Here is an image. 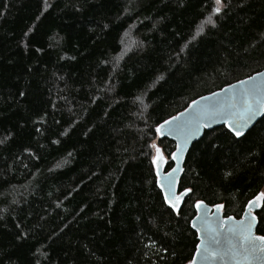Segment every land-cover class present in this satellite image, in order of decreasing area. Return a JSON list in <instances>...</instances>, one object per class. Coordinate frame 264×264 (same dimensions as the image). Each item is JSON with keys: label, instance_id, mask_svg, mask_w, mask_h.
Segmentation results:
<instances>
[{"label": "trees", "instance_id": "obj_1", "mask_svg": "<svg viewBox=\"0 0 264 264\" xmlns=\"http://www.w3.org/2000/svg\"><path fill=\"white\" fill-rule=\"evenodd\" d=\"M216 6L0 0V264H187L197 201L239 218L264 191V114L191 145L179 214L157 184L152 143L164 171L175 149L157 126L264 69V0Z\"/></svg>", "mask_w": 264, "mask_h": 264}, {"label": "water", "instance_id": "obj_2", "mask_svg": "<svg viewBox=\"0 0 264 264\" xmlns=\"http://www.w3.org/2000/svg\"><path fill=\"white\" fill-rule=\"evenodd\" d=\"M250 77L251 79H249ZM241 81H244V84H241ZM254 85L260 89L261 95L264 96V69L192 100L183 110L166 119L165 121H169L168 124H164V121L159 124L164 125L162 129L163 134L157 135L172 140L175 143V149L172 154L177 153L176 159H173L171 154L170 158L173 165L168 171H164V163L160 165L159 169L155 165L157 179H159L158 186L161 189L164 199L166 196L169 199L174 196H179L181 197L179 202L180 207L186 194L181 195L184 192H179L178 183L182 175L185 157L191 145L203 135L205 130L225 126L226 116L230 111L229 102L232 97L242 89L251 88ZM193 101L196 103H193ZM210 107H215L217 111L215 113L205 112ZM254 108L255 115L249 122V127H252L264 114V110H261L260 105L255 104V102ZM197 112L202 113L201 119L203 123L200 125H197L192 120L193 115ZM172 117H176V119L172 120ZM204 124L207 126H204ZM174 169L175 171H173ZM216 205L212 206L203 202L199 209L195 207V214L190 221L192 229L197 234V244H201L200 253L198 254L195 250L193 255L196 257V264H264V255L259 256V258L245 259L244 249L240 247V238L226 231L228 227L234 224L252 221V217L255 216L256 219L253 221L252 234L254 236L261 235L256 231L257 217L255 211L257 206H249L247 203L241 217L236 218L233 216H224L222 210L217 212ZM227 217H232V220H228ZM221 224L224 227H221ZM213 237L222 242L219 246V255L206 253L204 251L205 244L201 243L202 241H207V247L213 249L216 247L211 243ZM256 243L259 245V241ZM233 246L235 252L239 254H233Z\"/></svg>", "mask_w": 264, "mask_h": 264}, {"label": "snow or ice", "instance_id": "obj_3", "mask_svg": "<svg viewBox=\"0 0 264 264\" xmlns=\"http://www.w3.org/2000/svg\"><path fill=\"white\" fill-rule=\"evenodd\" d=\"M216 7L213 9L214 13H219L221 11V0H215ZM206 23L212 24L213 20L212 17L209 16L207 18ZM202 31V27L199 29ZM31 31V29H29ZM27 35V33H25ZM251 79V77L249 78ZM241 84H244V81L240 82ZM23 95V93H21ZM215 95V94H214ZM254 102L255 104L260 105V109L264 110V96L261 95L260 89L257 86H252L251 88H245L242 89L238 94L234 95L229 102V109L225 120V127L228 128V131L232 133V135L236 138H241L245 136V130L251 131L249 127V122L252 120V117L255 115V108H254ZM193 103H196L193 101ZM217 109L215 107H210L205 110L207 113H215ZM202 113L197 112L193 115L192 120L197 124L200 125L203 123L201 119ZM176 117H172V120H175ZM230 121V122H229ZM169 121H164V124H168ZM164 125H159L156 128V133L159 135H162V129ZM204 126H207L204 124ZM260 142L264 143V136L259 137ZM152 148L156 151V156L153 158V164L156 165L157 169H159L160 165L164 163V156L161 154V150L159 147H157L156 144L151 145ZM179 148V146H178ZM172 158H177V153L172 154ZM175 171V169L173 170ZM157 184H159V179H157ZM189 189H185V192L181 195H185L189 192ZM181 197L174 196L173 198L169 199V197H165V203L169 205V207L177 212L179 214V202ZM261 200H264V193H261L260 195L256 196L254 200L249 201V206L255 205L257 207H260L259 202ZM202 201H197L195 207L200 208ZM216 210L219 212L223 205H216ZM228 220H232V217H227ZM255 216L252 217V221H249L247 223L240 222L237 224H234L226 229L228 233H230L233 236H238L240 238V247L244 249V258H259V256L264 255V235H256L254 236L252 234V227H253V221H255ZM221 227H224L223 224H221ZM257 241H259V245H257ZM202 244H205L204 251L206 253H210L212 255H219V246L221 245V241L219 239H216L215 237L212 238L211 243L215 245L216 247L213 249H209L207 247L208 242L202 241ZM201 249V244L196 245V251L199 254ZM233 254H239L236 253L233 246ZM188 264H196V257L193 256L191 260H189Z\"/></svg>", "mask_w": 264, "mask_h": 264}, {"label": "rangeland", "instance_id": "obj_4", "mask_svg": "<svg viewBox=\"0 0 264 264\" xmlns=\"http://www.w3.org/2000/svg\"><path fill=\"white\" fill-rule=\"evenodd\" d=\"M152 144H156L157 145V147H159L158 146V144L156 143V141H154ZM160 148V147H159ZM153 158L156 156V151H155V149L153 148ZM161 154L164 156V161H166V155H165V153L163 152V151H161ZM264 191H262V193H263Z\"/></svg>", "mask_w": 264, "mask_h": 264}]
</instances>
